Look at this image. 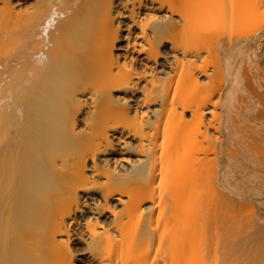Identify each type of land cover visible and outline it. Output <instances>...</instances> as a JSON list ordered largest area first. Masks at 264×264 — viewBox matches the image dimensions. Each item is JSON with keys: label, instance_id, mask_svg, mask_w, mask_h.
<instances>
[{"label": "bare ground", "instance_id": "obj_1", "mask_svg": "<svg viewBox=\"0 0 264 264\" xmlns=\"http://www.w3.org/2000/svg\"><path fill=\"white\" fill-rule=\"evenodd\" d=\"M0 264H264V0H0Z\"/></svg>", "mask_w": 264, "mask_h": 264}, {"label": "rangeland", "instance_id": "obj_2", "mask_svg": "<svg viewBox=\"0 0 264 264\" xmlns=\"http://www.w3.org/2000/svg\"><path fill=\"white\" fill-rule=\"evenodd\" d=\"M208 2H209V1H208ZM205 5H207V4L205 3ZM209 5H211V4L209 3ZM209 5H208V6H209ZM203 6H204V5H203ZM204 8H207V7L205 6V7H203L202 9H204ZM209 8H211V7H209ZM211 9H212V8H211ZM207 10H208V9H207ZM210 12H211V10H210ZM206 13H208V11H207ZM210 14H212V13H210ZM59 15H60V14H59ZM205 15H206V14H205ZM207 16H209V15H207ZM51 22H52V23H51ZM51 22H50V24L48 23V26H49L50 28L53 26V21L51 20ZM51 24H52V25H51ZM204 54H205V53H204ZM204 54H203V55H204ZM206 55H207V54H206ZM206 55H204V56L206 57ZM204 56H203V57H204ZM207 58H208V59H207ZM207 58H204V59H205V60L207 59V61H209V62H213V61H214V60L211 61L212 58H213V56H212V57H211V56H209V57L207 56ZM202 59H203V58H202ZM207 61H206V62H207ZM209 64H210V63H209ZM211 64H212V63H211ZM210 67H211V66H210ZM210 67L208 66L209 69H211ZM218 87H219V86H216L215 90H216ZM246 90H247V89H246ZM250 91H252V90H250ZM214 92H215V93H214ZM246 92H248L246 95L250 94L248 90H247ZM246 92H243V93H246ZM212 93H213V94H217V95L219 94V93H218V90L214 91V89H213V92H212ZM213 94H212V96H211L213 99L210 98V101H211V100H214L213 102H216V100L218 99L219 95H218V97H214L215 95H213ZM251 94H252V96L254 95L253 93H251ZM217 95H216V96H217ZM243 96H244V94H243ZM249 96L251 97V95H249ZM249 96H247V97H249ZM244 97H245V96H244ZM253 97H254V96H253ZM215 98H217V99L215 100ZM246 99H248V98L245 97V100H246ZM249 99H250V101H252V103H253V100H251V98H249ZM253 99L257 100L256 98H253ZM218 100H219V101H217V103H218L219 105H218V104H215V105H218V106L214 107L215 105L213 104V105H214L213 108H214V109L216 108V110H218L217 108L219 107V111H220V112L217 111L216 113H218V114L220 113V114H221V100H220V99H218ZM250 101H248V102H250ZM213 102L211 101V103H213ZM246 102H247V101H246ZM248 102H247V103H248ZM255 102H256V101H255ZM211 103H210V104H211ZM247 103H246V104H247ZM242 104H243V103H242ZM242 104L240 105V107L242 106ZM244 104H245V103H244ZM244 104H243V108H245ZM246 104H245V105H246ZM240 107H239V108H240ZM239 108H238V109H239ZM243 108H242V110H244ZM214 109H212V106H211V111L214 110ZM213 112H214V111H213ZM213 112H211V114H212ZM241 112H242V111H241ZM214 113H215V112H214ZM216 113H215L214 115H216ZM209 114H210V113H209ZM209 114H207V115H209ZM211 114H210V115H211ZM207 115H206V116H207ZM210 115H209V116H210ZM209 116H207L206 118L204 117L205 119H203V122H204L206 119H207V120L209 119L208 121H210L211 119L209 118ZM211 118H212L213 120L216 119V118H219V120H218V122H217V126H215V124H214V123H216V120H215V121H212V122H214V123H212V122L210 121L212 125L214 124L213 126H212V125H207V123L209 124L210 122L206 121L207 123L204 122V124H206V125L208 126V128H207L205 125H203L204 128H205V129H204V128H203V129H204L205 131H208V132L210 131V133L212 134L213 131H211V130H213V128L210 130V129H209V126H211V127H214V126H215L214 129L217 131V133H216L215 130H214L215 132H213V133H214V134H223V133L221 132V128H220V127H221V126H220L221 115H220V117H219V116H218V117L216 116V118H214L213 115H212ZM202 124H203V123H202ZM198 126L200 127V125H197V127H198ZM203 126H201V127H203ZM201 127H200L199 129H201ZM211 127H210V128H211ZM216 127H217V128H216ZM206 128H207V130H206ZM203 129H201V130H203ZM193 130H196V126H195V129H193ZM201 130H200V131H201ZM204 130H203V131H204ZM197 131H198V130H197ZM203 131H202V132H203ZM205 131H204V133H205ZM194 132H195V131H194ZM208 132H207V134H208ZM200 133H201V132H200ZM204 133H202V134H204ZM194 134H195V133H194ZM205 134H206V133H205ZM153 217H155V216H153ZM152 219H154V218H152ZM75 235H76V239H73V240H72L71 245H72V246L74 247V249L76 250V252H77L76 254L80 255V254H82V252H83V246H82V242H83V240H82V238H81L82 236H81V234H80L79 229H78V230H75Z\"/></svg>", "mask_w": 264, "mask_h": 264}]
</instances>
